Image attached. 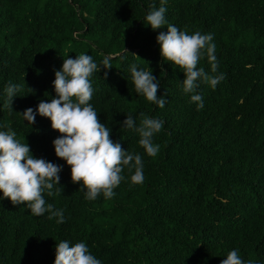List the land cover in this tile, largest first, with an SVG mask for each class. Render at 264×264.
<instances>
[{
	"label": "trees",
	"instance_id": "trees-1",
	"mask_svg": "<svg viewBox=\"0 0 264 264\" xmlns=\"http://www.w3.org/2000/svg\"><path fill=\"white\" fill-rule=\"evenodd\" d=\"M159 0H0V125L27 143L35 158L61 167L59 195L46 203L64 210V223L30 215L24 204L0 200V264H54L55 244L83 241L101 264H221L230 250L264 264V0H167L166 19L191 34L212 33L218 72L213 90L201 83L197 110L182 93L184 73L160 56L145 23ZM163 31H166V25ZM89 54L100 65L89 101L122 150L140 153L144 180L130 173L105 200L86 201L70 167L55 155L59 135L48 118L30 125L20 115L55 96L54 71L63 59ZM135 55V56H134ZM150 68L164 108L138 96L128 66ZM206 72V57L198 61ZM21 85L12 109L8 84ZM29 89L31 91H29ZM164 121L155 157L138 136L121 129L126 114ZM82 183V182H81ZM2 196V193H0Z\"/></svg>",
	"mask_w": 264,
	"mask_h": 264
},
{
	"label": "clouds",
	"instance_id": "clouds-1",
	"mask_svg": "<svg viewBox=\"0 0 264 264\" xmlns=\"http://www.w3.org/2000/svg\"><path fill=\"white\" fill-rule=\"evenodd\" d=\"M159 2V7L154 3L149 6L145 23L153 31L161 29L156 36L160 56L164 62H170L184 73L181 91L200 110L204 105L197 92L199 85L203 83L214 90L224 79V73L218 72L213 34L199 31L189 34L179 30L166 19L167 0ZM165 25L166 31H163ZM204 57L210 66L209 72L197 66ZM101 66L105 69L111 67L109 57L105 56L98 66L89 54L81 53L75 58L67 56L61 68L54 71L52 87L55 96L47 101L41 99L35 111L29 107L20 114L30 125L35 122L36 115L48 118L51 128L61 134L52 141L55 155L70 167L71 180L74 184L80 183L86 201H95L100 196L111 199L115 195L114 189L125 179L122 175L125 169L130 173L131 185L141 184L144 180L141 154L122 150L120 143H114L109 138L111 129L98 121L97 111L89 102L94 91L91 77L100 71ZM128 72L135 93L163 109L168 101L164 95L157 96L160 80L153 76L151 69L131 63ZM20 88L21 85L11 83L5 87V107L12 109V101ZM163 124V120L141 112L135 120L126 114L121 129L135 132L144 154L155 157L159 145L153 142V137L161 131ZM5 127L0 125V200L8 198L13 205L24 204L32 216L42 217L47 213V219L55 218L57 224L64 223V210L54 208L44 198L45 194L61 193L58 175L61 167L43 158H35L29 145L21 142L11 128L4 130ZM54 264H101V261L89 251L85 242L60 240L55 244ZM221 264H252V261L243 260L238 250L233 249L227 252Z\"/></svg>",
	"mask_w": 264,
	"mask_h": 264
}]
</instances>
